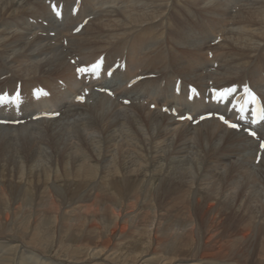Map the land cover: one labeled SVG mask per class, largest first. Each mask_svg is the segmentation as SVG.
Here are the masks:
<instances>
[{
  "label": "bare ground",
  "instance_id": "obj_1",
  "mask_svg": "<svg viewBox=\"0 0 264 264\" xmlns=\"http://www.w3.org/2000/svg\"><path fill=\"white\" fill-rule=\"evenodd\" d=\"M53 4L62 9L61 18L51 9ZM193 20L190 27L188 23L185 26L187 21ZM207 28H211V32H207ZM204 29L206 34L201 32ZM218 39L220 42L213 44ZM100 57H104V70L98 78L77 74L78 68L88 67ZM114 66L118 67L109 77L108 71ZM139 77L142 79L132 85V81ZM232 86L237 87V94L243 93L244 87L248 86L264 101V0H0V94L12 93L19 87L22 90L19 109L12 105L0 107V120L25 121L17 126L0 124V139L12 138V141L0 140V169L12 167V173L18 175L25 162L31 166L41 151L45 157L46 149L35 143L28 144L21 138L52 132L57 143L71 151L67 156H78L79 168L87 173L79 175L85 177L79 179L80 193L76 201L79 205L76 209L81 213L83 206L95 209L133 207L138 201L124 195L129 179L122 178L121 182L115 180L110 184L107 180L105 189L110 195L103 202L95 200L96 206L83 202L88 196L87 191L95 190L93 181L100 185L106 176L113 177L117 173V152L106 165L98 166L90 161L91 155L101 157L106 152L111 156L113 152L118 136L107 121L110 112L132 113L148 125L150 133L160 132L164 140L168 139L166 143L175 140L177 132L186 138L192 131L199 132L198 138L207 142L206 155L214 158V163L208 158L205 160V165H210L205 171V179H216L213 185H222L230 178L229 196L240 192L243 195L253 189V195L246 193L249 196L246 201L262 198L264 189L257 190L256 187L264 188V150L259 147L260 140L264 139V122L254 128L258 136L253 138L245 131L251 128L250 122L236 131L214 118L199 119L211 113H222L230 118L233 111L212 101L211 90ZM190 87H195L199 93L193 99H189ZM103 90H110L113 95L108 96L102 93ZM35 93H40V98L34 97ZM79 97H83V103L77 101ZM42 113H59L60 116L57 119L36 118ZM186 115L192 117V122L197 121L196 127L184 119ZM121 119L126 118L121 116ZM146 140L143 136L121 140L126 146L134 145L127 149L133 155L125 163L124 170L136 181L151 172L150 168L142 167L141 161L145 157L157 160L165 155L162 149L147 148L146 156L142 151ZM46 141L40 144L50 148ZM136 153L141 155V160ZM183 156L178 151L167 155V169L182 164ZM47 166L46 161L40 167L47 170ZM103 167L108 169L107 172ZM188 170L190 175L194 174L191 167ZM245 172L250 174V184L240 188L245 181L239 176ZM103 173L106 176L101 177ZM177 175L182 174L179 171ZM2 188L0 180V190ZM213 195L212 199L209 195L205 200L204 240L210 243L216 239L221 245L214 253L202 252L199 259L191 260L197 263L191 264H239L240 252H231L233 249L230 250L229 245L244 239L249 242L257 239L255 255L263 258L264 217L256 222L247 219L246 215L255 211L247 207V213L237 217L242 228H230L232 234L228 238L219 227L226 221L227 210L221 207L224 196L216 192ZM259 206L264 209V199ZM162 211H167L165 206ZM165 212L163 219L160 214L159 217L160 221L167 223L170 219ZM192 215L188 224L170 220L174 225L169 224L159 231L161 236L155 239V243L193 248L194 231L187 229L189 224H194ZM54 219L44 218L43 221L54 223L60 220L61 224H55H59L57 233L61 236L62 225L67 221L63 216ZM5 235L0 233V264H9L13 249L23 256L30 248L23 245L24 241L21 244L18 236L12 239ZM12 240L17 244H12ZM7 241L11 246H7ZM32 241L33 244L29 243L30 240L25 244L35 245L34 239ZM31 251L34 254L35 251ZM215 257L219 262L214 261ZM230 258L233 262L227 263ZM254 260L248 262L264 264L262 260ZM180 261L178 264H185ZM145 262L156 264L153 257ZM41 264L52 263L43 261Z\"/></svg>",
  "mask_w": 264,
  "mask_h": 264
},
{
  "label": "rangeland",
  "instance_id": "obj_2",
  "mask_svg": "<svg viewBox=\"0 0 264 264\" xmlns=\"http://www.w3.org/2000/svg\"><path fill=\"white\" fill-rule=\"evenodd\" d=\"M189 22L187 21L185 26L188 23L187 26L190 27V25L194 23V20ZM207 29H209L207 32H211V28ZM201 32L205 33V29ZM213 35L214 34H211V37H213ZM209 40L210 39H208V41ZM219 42L220 40L218 39L213 44H218ZM209 59H212V54L209 55ZM121 116L126 119H121ZM107 121L118 136L115 146L112 148L113 152L110 153L111 156H108L106 152H103L101 157L91 155L90 161L98 166L106 165L112 159V155L117 152V173L113 177H108L105 173L101 174V177L106 176L107 178L101 180L100 185L98 184L99 182L95 183L96 180L93 181L94 186L92 188H95V190H88V196L85 197L83 202L85 205L96 206L95 200L102 201L110 195L105 189L107 180L110 184V182L115 180L121 182L122 178H125L129 180L126 182L127 188H125L124 195L132 197L133 201H135L134 199L136 198V201L138 200L137 204L135 202L133 207H126L125 205L119 208L101 209L83 206L81 207L83 212H79V210L76 209L79 206L76 204L79 197L78 193H80L78 190H80L81 185L79 179L85 178H80L79 175L87 173L84 169L79 168L78 165L80 161L78 160V156L74 154L67 156L71 151H67L63 145L58 144L55 136L50 131L41 136L27 135L22 137L21 139L26 141V143L38 144V146L46 149L48 152L45 157H43L41 151L38 158L31 166H28L25 162L23 171L18 175L12 173L14 172V170L11 171L12 167L0 169V180L3 183V188L0 190V213L2 214H0V233H3V235L6 234V237H12V239L18 236L21 244L24 241L23 245L25 247H30L23 256L20 251H14L13 249L10 256L11 263L9 262V264H20V262L21 264H41L43 261L52 264H152L145 262L152 257L156 264H178L181 262L180 260H183L185 264L195 263L196 261L191 262V260L199 259L198 257L203 254L202 252L207 254L214 253L215 248L221 245V242H217L216 239H213L210 243L204 240L205 200L209 195L212 199L214 197V192L222 194L225 199L221 207L227 210L224 216L226 221L219 227L223 228L226 237H231L232 232L230 228L240 229L242 223L237 217H243V215L247 213V207L255 210L253 213H248L246 215L247 219L252 218V220L256 222L264 217V209L259 206L264 196L260 199L247 202L246 200L249 196L246 195V193L253 195L251 193L253 189L247 191L243 195L240 192L237 193L236 196H229V190L232 188L230 186L232 179L229 178L228 183L222 185H219V183L213 185L216 179L212 181H207L205 179V171L210 167V165H205V160L208 158L214 163V158L206 155L205 147L207 148V142L198 138L199 132L192 131L191 133L194 134V136L191 134L187 138L184 134L183 136L182 133L180 134L177 132L175 134V140L172 139L173 141L171 140V143H166L168 139L164 140L163 137L160 136V132L150 133L148 125L134 117L132 113L110 112L107 116ZM193 123L195 122H191L192 126L196 127L197 124L194 125ZM142 136L147 139L142 149L146 156L148 154L147 148L162 149V154L165 155L164 158H157V160L145 157L141 161L142 167L150 168L151 172L148 173L145 178L136 181L135 177L131 178L129 174H125L126 171L124 170L125 163L129 161V157L133 155V153L131 154L127 149L132 148L134 145L131 147L126 146L121 140L126 141L127 139ZM0 140L12 141V138ZM44 141L49 142L50 148L40 144ZM58 148H60V150H57ZM171 150H174V152H170ZM176 151L184 155L182 164L177 165L179 168L173 166V169L171 168L169 170L167 169L168 165L165 164V158L168 159L167 155H172ZM137 155L141 160V155ZM198 157L199 161L197 160ZM46 161L48 162L47 170H43L40 166ZM190 167L194 172L192 175H190L188 170ZM103 170L107 172L108 169L103 167ZM179 171L182 175H177ZM239 178L245 181L240 185V188L248 187L250 184L249 172L242 173ZM152 181L153 184L150 185ZM100 187H102V190H100ZM256 189L262 190L264 188L257 185ZM60 190L62 191L60 192ZM100 191H102V193H99ZM163 206H165L166 212L162 211ZM221 210L224 211L223 209ZM5 212L6 214L4 215ZM164 212L166 213L165 216L168 215L170 220H175L179 224H188L193 214L192 221L194 224H189L187 226V229L192 228L194 231V238L191 242V244H194L193 248L185 247L181 249V246L178 247L173 245L169 247L166 244L159 243L157 245L155 243V239L158 240L161 236L159 231L163 230L165 226L169 224L174 225L170 220H168L167 223L160 221L159 216L162 215L161 218L163 219ZM61 216L67 221L62 225V237L57 233L59 224H55L58 222L60 223V220L54 223L43 221L44 218L49 219L50 217H54L56 219L57 217L60 219ZM6 218L8 219L6 220ZM65 230L66 233H64ZM120 230L124 231L120 232ZM255 231H257V228ZM157 232L159 233L157 234ZM170 236L173 235H169V237ZM35 237H37V239ZM33 239L35 245L32 246L35 247V249L31 245L25 244L27 242L33 244ZM167 241H169V239H167ZM7 242V246L8 244L11 246L10 242ZM13 242L12 244H17ZM248 242L249 241L244 239L242 242H234L229 245L230 250L233 249L231 252H240L237 260L238 263L250 264L248 261L252 259H255L254 261L262 260L264 262V257L257 258L255 255V250L257 248L255 243H259L257 239L253 240V242ZM108 243H110L109 246ZM183 244L187 245L185 242ZM209 246L211 247L210 249ZM31 249L35 251L34 254ZM172 249H178L180 251ZM94 251L99 252V254L93 255ZM30 252L31 254H29ZM13 253L14 255H12ZM21 256L23 258H21ZM106 257L107 259L105 260ZM85 260H87V262ZM214 261L219 262L217 257H215ZM226 261L227 260H225V262ZM231 262H233L232 258L227 261V263Z\"/></svg>",
  "mask_w": 264,
  "mask_h": 264
},
{
  "label": "snow or ice",
  "instance_id": "obj_3",
  "mask_svg": "<svg viewBox=\"0 0 264 264\" xmlns=\"http://www.w3.org/2000/svg\"><path fill=\"white\" fill-rule=\"evenodd\" d=\"M52 10L58 17L62 16V13L60 11H58V5L53 4ZM100 68H101V65L96 64V65H93L91 67V69L81 67V68H78L77 71L82 73V74H87L90 72L92 75H95L100 70ZM108 75L111 76L112 73L109 72ZM192 91L195 92V89H193ZM237 91L238 90L235 87H229V88H226L224 90H213V95L215 97L217 104H229V105H231L233 111L238 110L240 113H243L245 111V106L248 105L249 103L255 104V103L259 102L258 97L255 94V92H253L252 89L249 88L248 86H245L243 89L245 100L243 102L237 100L236 103L233 104L232 101L234 99H236ZM109 94H111V93H109ZM197 95H198V93H197ZM20 99H21L20 95H19V93H17L16 94V100L20 101ZM78 99H80L81 102H83V97H80ZM0 106H3V97L2 96H0ZM165 111H168V109H165ZM37 118H39V117H37ZM187 118L191 119V116H189ZM201 118L203 119L204 117H201ZM218 118L231 129L239 130L240 127L242 126L239 122L231 123L229 121V119L225 118L224 115H218ZM237 119H238V121H241L244 119V117H243V115H240L237 117ZM260 121L264 122V111H262V114L260 116ZM4 123H8V121L0 120V124H4ZM245 131H248V134L252 137L257 136V132L255 130L245 129ZM259 147H260V149H264V140H261ZM257 162H259V157L257 158Z\"/></svg>",
  "mask_w": 264,
  "mask_h": 264
}]
</instances>
